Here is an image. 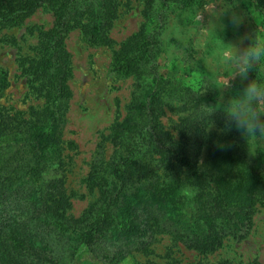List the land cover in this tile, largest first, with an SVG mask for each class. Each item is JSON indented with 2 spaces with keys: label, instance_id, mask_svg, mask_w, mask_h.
Here are the masks:
<instances>
[{
  "label": "trees",
  "instance_id": "obj_1",
  "mask_svg": "<svg viewBox=\"0 0 264 264\" xmlns=\"http://www.w3.org/2000/svg\"><path fill=\"white\" fill-rule=\"evenodd\" d=\"M135 1L141 5L140 28L114 47L107 33L117 0H0V32L20 26L38 9L52 17L49 29L38 28L36 52L25 70L28 94L38 103L24 110L0 104V264H67L79 244L111 264L131 252L148 255L160 234L205 256L225 237L242 238L254 207L264 201V145L226 128L223 112L205 110L213 109L220 95L217 69L201 64L209 51L198 44L200 31L192 18L199 8L218 2V8L234 12L242 33L254 36L264 25V0ZM73 29L87 45L108 47L110 71L137 84L125 117L110 127L111 160L103 172L88 175L96 198L78 218L66 215L62 178L50 177L64 151L72 149L62 132L71 75L63 41ZM167 44L180 50L188 80L171 83L159 73L157 58ZM256 77L264 80V64L249 73V80ZM244 86L240 80L232 84L225 99ZM6 88L0 76V97ZM166 93L188 106L181 119L188 127L177 126L175 135L160 121L159 102ZM210 124L217 125L212 134L219 138L201 168L197 156L208 143ZM103 243L116 250H103Z\"/></svg>",
  "mask_w": 264,
  "mask_h": 264
},
{
  "label": "rangeland",
  "instance_id": "obj_2",
  "mask_svg": "<svg viewBox=\"0 0 264 264\" xmlns=\"http://www.w3.org/2000/svg\"><path fill=\"white\" fill-rule=\"evenodd\" d=\"M117 1L116 18L107 33L114 42V47L137 32L142 23L141 5L138 2ZM217 4L218 2H210L192 15L200 31L201 39L198 44H202V50L209 51V54H206L208 57L205 56L201 64L207 63L211 67H215L214 53L221 42L236 44L245 34L251 35L245 31L242 33L239 29V21L233 22V11L231 13L229 10H222ZM51 25L50 13L38 9L20 26L0 32L2 33L0 76L5 78L7 84L4 94L0 97V104L24 110L27 106L38 103L28 94L30 83L25 76V70L36 52L38 28L45 31ZM220 30L231 32L217 40L215 34H219ZM256 34L264 37V25H258ZM63 42L69 56L71 75L67 81L69 97L62 138L72 142V149L64 151L63 155L66 157L62 158L58 169L50 173V177L62 178L69 202L66 215L78 218L86 209V205L96 198L95 190L88 184V175L94 170L103 172L107 162L111 160L115 146L109 139L110 127L115 121L125 117L127 108L137 93V84L130 77L117 76L111 72L109 67L111 50L105 46L87 45L82 39L80 30H71ZM250 42L245 40L244 45ZM157 60V69L168 79V82L173 83L172 81L178 78L188 80L186 75H189V72L187 74L181 65L180 50L174 46L164 45V54H160ZM225 74L229 72L226 70ZM237 81L238 78L232 81V84H236ZM247 82L244 81L243 84L246 85ZM216 87L217 85L215 89ZM216 105L211 107L215 108ZM187 108L188 106L182 104L178 95L164 94L159 102L160 121L164 129L175 135L177 126L188 127L187 123L181 121L187 115ZM205 110L212 111L211 108ZM214 112L222 111L215 109ZM207 130L208 143L200 148L197 156V166L201 168L210 158L209 146L219 138L212 134L213 131L216 132L217 125L210 124ZM154 237L155 242L150 245L148 255L131 252L119 261H112L111 264H199L200 262L201 264L220 262L264 264V201L254 207L250 228L242 238L237 240L225 237L218 250L205 256H197L194 252L183 249L164 234ZM75 246V255L67 264H110L109 261L103 262L95 258L82 245ZM102 246L103 250L109 252L116 250L115 244L103 243Z\"/></svg>",
  "mask_w": 264,
  "mask_h": 264
},
{
  "label": "clouds",
  "instance_id": "obj_3",
  "mask_svg": "<svg viewBox=\"0 0 264 264\" xmlns=\"http://www.w3.org/2000/svg\"><path fill=\"white\" fill-rule=\"evenodd\" d=\"M233 22L238 23V18L233 17ZM245 40L251 42L245 46ZM214 61L216 90L220 95L212 111L223 112L225 127L229 130L235 128L246 140L264 145V80L257 77L249 80V73L264 64V37L245 34L239 43L221 42L214 53ZM237 78L242 83L248 82L241 91L225 99V91L232 89V81Z\"/></svg>",
  "mask_w": 264,
  "mask_h": 264
}]
</instances>
